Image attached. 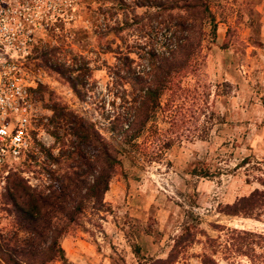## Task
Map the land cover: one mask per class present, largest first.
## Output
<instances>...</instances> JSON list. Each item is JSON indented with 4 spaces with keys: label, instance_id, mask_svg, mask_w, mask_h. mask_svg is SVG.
<instances>
[{
    "label": "rangeland",
    "instance_id": "obj_1",
    "mask_svg": "<svg viewBox=\"0 0 264 264\" xmlns=\"http://www.w3.org/2000/svg\"><path fill=\"white\" fill-rule=\"evenodd\" d=\"M121 1L17 0L37 8L27 53L17 58L30 83L34 117L27 152L9 164L0 184V244L12 233L27 236L2 203L12 173L48 194L49 172L60 177L69 157L83 150L68 116L105 139L117 113L126 114V128L139 98L136 76L149 79V55L167 56L183 40L161 27L155 10L132 8L133 18L132 0ZM209 9L214 36L205 25L191 71L161 95L142 133L121 154V171L109 181L101 207L87 205L59 239L62 259L45 264H150L166 258L184 226L193 239L172 264H199L205 239L222 243L227 228L264 235L263 221L219 212L260 188L256 178L264 173V0H212ZM57 65L68 70V79L80 74L76 92L54 72ZM214 258L216 264H251L220 251Z\"/></svg>",
    "mask_w": 264,
    "mask_h": 264
},
{
    "label": "trees",
    "instance_id": "obj_2",
    "mask_svg": "<svg viewBox=\"0 0 264 264\" xmlns=\"http://www.w3.org/2000/svg\"><path fill=\"white\" fill-rule=\"evenodd\" d=\"M112 1L124 5L121 0ZM212 0H132V8L144 7L155 10L154 17H161L159 24L165 31L175 37H182V42L169 51L167 56L149 55V79L141 82L136 76L134 85L139 90L138 99L132 120L126 128L122 127V119L126 114L117 113L109 130L111 136L105 139L98 133H89V127L81 120L68 116L77 143L83 145L84 152H76L71 158L67 171L60 177L52 176L50 191L46 195L29 189L22 178L12 173L2 203L9 205L14 213V225L26 237L12 235L0 244V261L2 264H45L62 259L59 239L67 229L78 222L82 211L88 204L99 209L102 198L108 189L111 178L121 171L123 155L126 147L138 137L147 121L159 106V99L164 92L171 89L174 81L191 71L192 56L199 50L200 39L204 35L203 27L209 25L210 34L214 36L213 14L209 3ZM121 28L115 29L117 34ZM123 67L129 69V59L126 55L120 57ZM43 62V61H42ZM54 72L65 77L68 85L76 92L79 82L77 74L68 79V70L57 65ZM70 72V70H69ZM123 104L127 102L122 99ZM129 108V107H128ZM126 110L127 107H124ZM57 112L58 109L54 107ZM58 116L60 113H57ZM118 137V140L116 139ZM122 154V155H121ZM91 157V158H90ZM52 162L56 160L49 157ZM75 170H72L73 168ZM196 175L204 172H194ZM11 178V179H10ZM260 188H254L245 196L235 199L230 204L221 207L222 214L231 217L249 218L264 222V173L256 178ZM222 243L218 238H206V251L199 256V264H216L214 256L218 251L226 257L243 256L251 264H264V235L246 230L227 228ZM193 239V231L184 226L181 234L170 247L165 259L153 260L150 264H172L186 242ZM44 242L48 244L43 247ZM259 250V251H257Z\"/></svg>",
    "mask_w": 264,
    "mask_h": 264
},
{
    "label": "built area",
    "instance_id": "obj_3",
    "mask_svg": "<svg viewBox=\"0 0 264 264\" xmlns=\"http://www.w3.org/2000/svg\"><path fill=\"white\" fill-rule=\"evenodd\" d=\"M34 9L36 4L0 0V184L9 164L27 152L30 140V83L17 58L27 53L32 40Z\"/></svg>",
    "mask_w": 264,
    "mask_h": 264
}]
</instances>
